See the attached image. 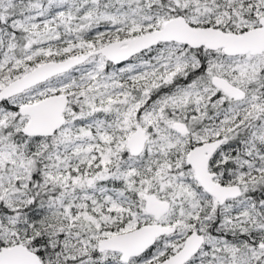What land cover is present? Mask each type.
I'll use <instances>...</instances> for the list:
<instances>
[{"label": "snow or ice", "instance_id": "obj_1", "mask_svg": "<svg viewBox=\"0 0 264 264\" xmlns=\"http://www.w3.org/2000/svg\"><path fill=\"white\" fill-rule=\"evenodd\" d=\"M0 264H264V0H0Z\"/></svg>", "mask_w": 264, "mask_h": 264}]
</instances>
